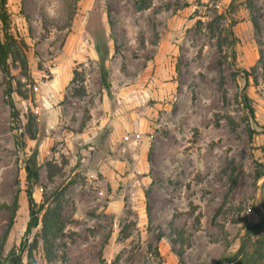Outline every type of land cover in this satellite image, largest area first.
I'll return each mask as SVG.
<instances>
[{
  "label": "rangeland",
  "instance_id": "1",
  "mask_svg": "<svg viewBox=\"0 0 264 264\" xmlns=\"http://www.w3.org/2000/svg\"><path fill=\"white\" fill-rule=\"evenodd\" d=\"M7 8L25 47L10 59L18 120L0 68V259L25 240V161L37 151L34 199L66 226L50 255L37 245L36 264H237L226 260L264 216V0Z\"/></svg>",
  "mask_w": 264,
  "mask_h": 264
},
{
  "label": "trees",
  "instance_id": "2",
  "mask_svg": "<svg viewBox=\"0 0 264 264\" xmlns=\"http://www.w3.org/2000/svg\"><path fill=\"white\" fill-rule=\"evenodd\" d=\"M8 0H0V22L3 30V40L0 41V68L4 75L7 86V97L11 113L14 119H19V111L12 98L13 94L19 92L13 86L12 65L10 59L13 61H22L24 44L19 42L11 32L10 28V15L8 13ZM99 26L97 32L89 29L93 35L95 51L98 55V67L101 75V83L111 97V82L109 79V71L106 66L110 49L107 41L106 31L103 28L102 22L96 23ZM245 101L249 103V99L245 97ZM248 109L253 113V108L248 104ZM32 140L39 139L31 126L27 131ZM25 172L27 182V199L29 205V221L25 231V240L20 245L13 247L10 252L0 259V264H24L26 257V264H36L34 257V250L40 242L44 243L47 255L51 254L53 242L63 233L66 226L62 214L56 207H45V203L38 205L34 199V188L39 184L40 174L39 165L37 161V151H34L25 161ZM262 174L257 176L258 179ZM43 212L42 218H40ZM14 216L11 219V223ZM41 225L40 232L36 234L35 239L30 247H28V238L32 235L33 231ZM181 263H183V250L182 248L177 251ZM50 257V256H49ZM226 263L237 264H263L264 261V216L261 215V220L258 223L250 224L246 227L244 235L241 237L240 247L235 256L226 260Z\"/></svg>",
  "mask_w": 264,
  "mask_h": 264
}]
</instances>
